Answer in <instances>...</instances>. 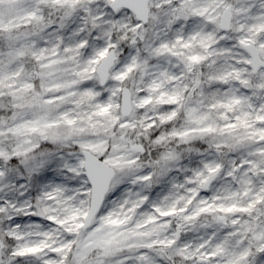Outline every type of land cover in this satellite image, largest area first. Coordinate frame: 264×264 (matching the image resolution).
<instances>
[{
	"label": "snow or ice",
	"instance_id": "6c2138e0",
	"mask_svg": "<svg viewBox=\"0 0 264 264\" xmlns=\"http://www.w3.org/2000/svg\"><path fill=\"white\" fill-rule=\"evenodd\" d=\"M0 264H264V0H0Z\"/></svg>",
	"mask_w": 264,
	"mask_h": 264
}]
</instances>
